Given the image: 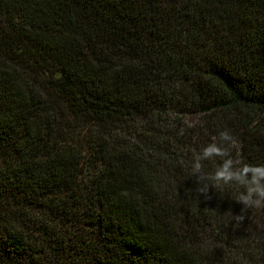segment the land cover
I'll use <instances>...</instances> for the list:
<instances>
[{
	"label": "trees",
	"instance_id": "1",
	"mask_svg": "<svg viewBox=\"0 0 264 264\" xmlns=\"http://www.w3.org/2000/svg\"><path fill=\"white\" fill-rule=\"evenodd\" d=\"M225 130L264 164V0H0V264H264Z\"/></svg>",
	"mask_w": 264,
	"mask_h": 264
},
{
	"label": "clouds",
	"instance_id": "2",
	"mask_svg": "<svg viewBox=\"0 0 264 264\" xmlns=\"http://www.w3.org/2000/svg\"><path fill=\"white\" fill-rule=\"evenodd\" d=\"M233 142L234 137L230 131H221L219 142L214 137L213 142L204 146L194 156L191 171L195 181L202 185L199 189L202 194H208L209 183L215 187L232 183L242 186L244 191L239 193L235 201L243 207L241 213L233 218L236 222L243 223L246 219L247 209L264 206V164L254 165L230 158L229 149L225 145H230ZM216 157L222 158V163L215 168L214 172H204L202 161Z\"/></svg>",
	"mask_w": 264,
	"mask_h": 264
},
{
	"label": "rangeland",
	"instance_id": "3",
	"mask_svg": "<svg viewBox=\"0 0 264 264\" xmlns=\"http://www.w3.org/2000/svg\"><path fill=\"white\" fill-rule=\"evenodd\" d=\"M198 118L199 117L196 113H191L186 116L185 120L189 125H192L193 123L197 122ZM36 215H41V211L36 212ZM67 236L70 237L74 241L68 242L66 238V243L67 244L70 243V247L66 248L65 251L63 252L62 251L57 252L58 250L55 251V250L49 249L47 246V243L40 246V249L46 250L44 254L47 255L46 257H43L44 254L40 256L44 259V261H41V264H66L67 262H70V259H72L73 253L76 249L75 246L77 242L75 238L73 237V234H68ZM40 238H42V236H40Z\"/></svg>",
	"mask_w": 264,
	"mask_h": 264
}]
</instances>
